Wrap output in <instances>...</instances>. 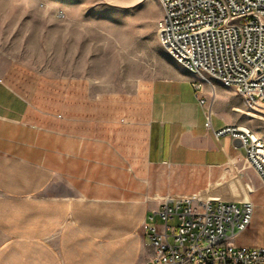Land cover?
Wrapping results in <instances>:
<instances>
[{
	"label": "crops",
	"instance_id": "obj_1",
	"mask_svg": "<svg viewBox=\"0 0 264 264\" xmlns=\"http://www.w3.org/2000/svg\"><path fill=\"white\" fill-rule=\"evenodd\" d=\"M31 4L25 64L0 52V264H147L155 250L142 224L168 199H251L252 222L234 243L264 247V183L240 142L215 135L246 122L213 113L206 126L212 105L200 99L211 85L138 77L115 89L89 10L60 22ZM3 20L0 45L14 47L18 25ZM34 31L42 47L52 35L56 55L34 62Z\"/></svg>",
	"mask_w": 264,
	"mask_h": 264
},
{
	"label": "built area",
	"instance_id": "obj_2",
	"mask_svg": "<svg viewBox=\"0 0 264 264\" xmlns=\"http://www.w3.org/2000/svg\"><path fill=\"white\" fill-rule=\"evenodd\" d=\"M159 2V40L177 65L197 76L196 90L218 82L234 88L245 110L257 112L264 100V0ZM200 104L205 106L206 100L201 98ZM212 115L210 108L207 127ZM215 135L239 140L246 165L264 183V137L236 125ZM253 212L251 199L242 204L165 200L142 224L155 250L147 264H264V247L234 243L249 228Z\"/></svg>",
	"mask_w": 264,
	"mask_h": 264
},
{
	"label": "rangeland",
	"instance_id": "obj_3",
	"mask_svg": "<svg viewBox=\"0 0 264 264\" xmlns=\"http://www.w3.org/2000/svg\"><path fill=\"white\" fill-rule=\"evenodd\" d=\"M32 0H16V13H10L11 0H0V23L7 19L4 25L17 23L18 38L14 47L0 45V52L13 56L15 60L25 64L26 49V26L24 22L25 10L32 6ZM40 8H49L52 16L60 22L70 21L76 15L69 16L70 8H83L89 10V15L84 18L97 23V31H92V38H96L97 44L94 47L99 60L107 58L108 70L114 72L115 89L121 87L132 88L133 82L138 77H192L193 74L177 65L168 55L162 46L158 33L157 23L162 15V7L159 0H35ZM62 14V16L60 15ZM11 15V16H10ZM15 19V20H14ZM2 20V21H1ZM12 20V21H11ZM14 20V21H13ZM28 48L33 50L34 62L42 61L47 56L56 55V46H50L52 35L48 37L44 46L42 40H36L35 36ZM40 38V36H39ZM34 41V42H33ZM6 42L0 41V43ZM44 50L45 54L42 53ZM106 55V56H104ZM3 65L0 62V66ZM214 85H206L207 104L212 105L215 116L223 118H242L246 124L244 127L253 129L261 137H264V100L260 101L261 106L256 109L261 113L238 114L233 112L232 107L241 103L242 99L236 94L234 88L222 86L215 82ZM242 112V113H243Z\"/></svg>",
	"mask_w": 264,
	"mask_h": 264
},
{
	"label": "bare ground",
	"instance_id": "obj_4",
	"mask_svg": "<svg viewBox=\"0 0 264 264\" xmlns=\"http://www.w3.org/2000/svg\"><path fill=\"white\" fill-rule=\"evenodd\" d=\"M251 113V112H250ZM253 113H261V112H259L258 110H257V112H253ZM261 114H263L264 115V113H261Z\"/></svg>",
	"mask_w": 264,
	"mask_h": 264
},
{
	"label": "water",
	"instance_id": "obj_5",
	"mask_svg": "<svg viewBox=\"0 0 264 264\" xmlns=\"http://www.w3.org/2000/svg\"><path fill=\"white\" fill-rule=\"evenodd\" d=\"M238 142H240L239 140H237ZM240 144H241V142H240Z\"/></svg>",
	"mask_w": 264,
	"mask_h": 264
}]
</instances>
